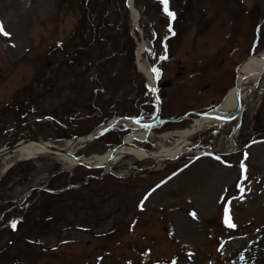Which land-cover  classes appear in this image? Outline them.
Returning a JSON list of instances; mask_svg holds the SVG:
<instances>
[{"label": "rangeland", "instance_id": "1", "mask_svg": "<svg viewBox=\"0 0 264 264\" xmlns=\"http://www.w3.org/2000/svg\"><path fill=\"white\" fill-rule=\"evenodd\" d=\"M168 7L174 20L161 0H0L9 34L0 33V148L25 140L66 148L149 101L175 120L219 109L239 66L264 61V0ZM244 91L240 125L206 127L172 160L127 156L88 170L50 152L5 156L0 264H264V72ZM195 121L160 125L141 146L173 148ZM146 130L120 125L74 155L109 153Z\"/></svg>", "mask_w": 264, "mask_h": 264}, {"label": "bare ground", "instance_id": "2", "mask_svg": "<svg viewBox=\"0 0 264 264\" xmlns=\"http://www.w3.org/2000/svg\"><path fill=\"white\" fill-rule=\"evenodd\" d=\"M264 72V61L261 59H253L251 60L247 65H245L240 73L241 76V84L242 88H244V85L250 80L254 79L258 81ZM246 81H245V80ZM244 80V81H243ZM243 98H246V93L244 91ZM236 106V100L234 96V91L231 92V94L227 97L225 100V103L219 108L217 116H227L230 113H233L235 111ZM222 121L217 120L215 118H203L200 121H195V125L192 127V129L188 130L187 132H184L181 134L182 140L180 143L175 145L173 148H163L161 151L157 153H151L148 151H145L144 149H136L131 148L129 146L124 147L121 149L114 157L112 163L115 164L116 162L126 158L128 155L134 156L135 158L139 160H145V159H154L158 162L165 161L166 159H174L178 156H180L182 153L185 152L187 147V138L192 136L193 134L202 131L208 126L211 125H219ZM140 139L143 138V135L139 136ZM132 137H129L127 140V143L130 142ZM131 144V142H130ZM70 145H68V148ZM48 153V149L44 148L40 145H28L21 149H19L15 154H17L20 158H27V159H33L36 158L42 154ZM61 156L60 158L63 160H67L70 165L74 166L76 165V161L72 158L65 157L63 155L58 154ZM110 157V153H106L103 155H97L93 156L91 158H85L83 159L84 162L92 163L95 165H105Z\"/></svg>", "mask_w": 264, "mask_h": 264}, {"label": "water", "instance_id": "3", "mask_svg": "<svg viewBox=\"0 0 264 264\" xmlns=\"http://www.w3.org/2000/svg\"><path fill=\"white\" fill-rule=\"evenodd\" d=\"M247 63V62H246ZM242 64L241 66H239L238 68V77H237V81H236V89H235V94H236V99H237V110L235 111V114L234 116H232L231 118H223L224 120L226 121H231V120H234L236 119L240 114H241V84H240V77H239V73L241 71V68L246 64ZM205 116H213L211 113H208V114H205ZM120 122H123V119H116L110 126H106L104 127L102 130H100L99 132H94L92 134H90L89 136H86V137H82V138H76L72 144L70 145L69 148L67 149H61V148H58L56 146H53V145H48L46 142H43V141H40V140H25V141H21L11 147H8V148H1L0 149V160L5 157L6 155H9V154H14L16 153L19 149L27 146V145H40L44 148H47L48 150H50L51 152H57V153H60V154H63L65 156H70L72 157L71 155V151L73 152V148L80 142V140H82L84 142L83 145L87 144V143H90L94 140H96L98 137L104 135L105 133H107L108 131L112 130L117 124H119ZM134 123L136 124H139L137 123V120H134ZM126 144H123L121 146H119L116 150H114L112 153H111V156L108 160V162L106 163V166L109 165V163L113 160L114 156L117 154V152L122 149ZM195 149H201L203 150L202 148H195ZM78 163L80 165H83L89 169H94V168H100L99 166H96V165H93V164H87V163H84L83 161L81 160H78Z\"/></svg>", "mask_w": 264, "mask_h": 264}, {"label": "flooded vegetation", "instance_id": "4", "mask_svg": "<svg viewBox=\"0 0 264 264\" xmlns=\"http://www.w3.org/2000/svg\"><path fill=\"white\" fill-rule=\"evenodd\" d=\"M184 72H185L184 69H180V71L177 72V74H175V77H174L175 81L172 84L176 83V88H177L178 85L183 83V81L185 79V74H183ZM169 89L170 88H168V87L160 89V94L162 96H165L166 99H168ZM156 108H157L156 114H154V115L152 114L151 115L149 110H145L144 112H142L141 117L144 118V117L151 116V117L148 118V120L151 121L157 116V114H159V121L170 120L169 118H163V116H162L163 115V113H162V108H163L162 101L161 102L160 101L157 102ZM195 114H196V112H193V111H189V112L185 113L180 118V120H179L180 123H184V122L188 121V118L191 117V116H195ZM168 124L169 123H167V124L159 123L154 129H157L160 125H168Z\"/></svg>", "mask_w": 264, "mask_h": 264}, {"label": "snow or ice", "instance_id": "5", "mask_svg": "<svg viewBox=\"0 0 264 264\" xmlns=\"http://www.w3.org/2000/svg\"><path fill=\"white\" fill-rule=\"evenodd\" d=\"M161 3L163 4V11L167 14V16L171 17L174 20L175 19V13L169 10L168 0H161ZM0 33H3V35H5V36L9 35L7 32L4 31L3 26H2V23H0ZM163 59H167V57L165 56V57H163ZM152 71L156 74V78L159 79V76H160L159 69L153 68ZM151 91L155 92L156 89L155 88H152ZM137 123H139V121H137ZM245 178H247V177H245ZM241 190L243 191V189H241ZM149 195H150V193H149ZM141 207H143V206L141 205ZM191 215L195 218L196 213L193 212V213H191ZM224 222H225V224H227V226L229 228H235L236 227V225L232 222L231 217L228 214L227 210L225 212V220H224ZM12 227L15 228L16 227V224L13 223L12 224Z\"/></svg>", "mask_w": 264, "mask_h": 264}, {"label": "trees", "instance_id": "6", "mask_svg": "<svg viewBox=\"0 0 264 264\" xmlns=\"http://www.w3.org/2000/svg\"><path fill=\"white\" fill-rule=\"evenodd\" d=\"M105 8L107 9L108 7H107V6H103V7H100L99 10H100L101 12H105V10H106Z\"/></svg>", "mask_w": 264, "mask_h": 264}]
</instances>
